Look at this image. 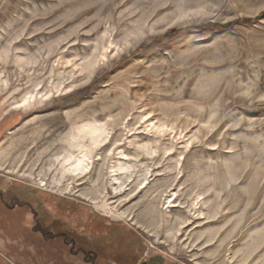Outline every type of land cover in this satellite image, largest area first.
I'll return each instance as SVG.
<instances>
[{"label":"rangeland","instance_id":"1","mask_svg":"<svg viewBox=\"0 0 264 264\" xmlns=\"http://www.w3.org/2000/svg\"><path fill=\"white\" fill-rule=\"evenodd\" d=\"M0 105V264H264V0H0Z\"/></svg>","mask_w":264,"mask_h":264},{"label":"bare ground","instance_id":"2","mask_svg":"<svg viewBox=\"0 0 264 264\" xmlns=\"http://www.w3.org/2000/svg\"><path fill=\"white\" fill-rule=\"evenodd\" d=\"M97 60V55H92L89 59L90 64H94ZM31 96H27L29 100ZM109 137V130L105 123H85L77 128L76 133L72 135L71 147L74 153L64 155L62 165L65 171L70 175L87 172L92 163V153L100 149ZM120 159H126L124 156ZM113 184L120 187L118 174L128 173V178L132 176L131 166L118 161L117 165L112 168ZM116 189V187H114Z\"/></svg>","mask_w":264,"mask_h":264},{"label":"flooded vegetation","instance_id":"3","mask_svg":"<svg viewBox=\"0 0 264 264\" xmlns=\"http://www.w3.org/2000/svg\"><path fill=\"white\" fill-rule=\"evenodd\" d=\"M4 193L5 192H1L0 193V204H2L3 206H6V207H8V208H10L12 211L13 210H15V208L16 207H20V209L18 210V211H21L22 213L24 212L25 214H27V212H30V207H29V205L26 203L25 205H23V211L21 210V206H22V203H20L19 201H17L18 199H17V196H13V198H15V199H13V204L12 205H7L6 203H5V201L3 200V196H4ZM22 216V215H21ZM40 232H42V231H40ZM53 234H51L50 236L51 237H55V236H57V235H59V233H54V232H52ZM60 236H63V235H60ZM69 243H71V248H70V251L72 250V249H74V245H72V243H74V241H73V239H71V242H69ZM81 251V253L82 254H84L85 255V252H84V250L81 248V249H79L78 251H76L77 253L78 252H80Z\"/></svg>","mask_w":264,"mask_h":264},{"label":"crops","instance_id":"4","mask_svg":"<svg viewBox=\"0 0 264 264\" xmlns=\"http://www.w3.org/2000/svg\"><path fill=\"white\" fill-rule=\"evenodd\" d=\"M2 118V109H1V105H0V120Z\"/></svg>","mask_w":264,"mask_h":264},{"label":"trees","instance_id":"5","mask_svg":"<svg viewBox=\"0 0 264 264\" xmlns=\"http://www.w3.org/2000/svg\"><path fill=\"white\" fill-rule=\"evenodd\" d=\"M212 29H220L221 27L211 26Z\"/></svg>","mask_w":264,"mask_h":264}]
</instances>
